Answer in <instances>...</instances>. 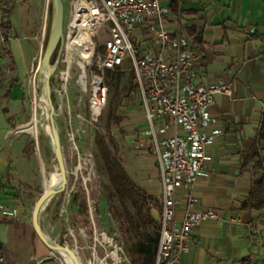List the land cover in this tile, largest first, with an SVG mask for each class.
<instances>
[{"label": "built area", "instance_id": "obj_1", "mask_svg": "<svg viewBox=\"0 0 264 264\" xmlns=\"http://www.w3.org/2000/svg\"><path fill=\"white\" fill-rule=\"evenodd\" d=\"M5 1L0 0V8ZM173 2L70 0L60 60L51 79L58 118L66 115L68 127L79 133L85 123H98L107 107L108 73H133L162 184L160 238L153 264H183L192 231L208 221L224 223L214 211H194L192 200L182 220H176L178 191L191 190L206 174V148L222 135L219 129L207 134L214 125L210 109L217 96L231 97L232 89L226 83L195 82L200 52L184 30L181 15L173 13ZM9 39L0 29V66ZM41 56L29 75L33 89ZM73 84L79 90L76 95L71 93ZM86 209L83 222L70 230L80 264H131L122 235L99 230L89 198ZM0 217L16 221L20 211L1 207ZM259 245L264 247V236ZM0 264H6L2 253Z\"/></svg>", "mask_w": 264, "mask_h": 264}, {"label": "crops", "instance_id": "obj_2", "mask_svg": "<svg viewBox=\"0 0 264 264\" xmlns=\"http://www.w3.org/2000/svg\"><path fill=\"white\" fill-rule=\"evenodd\" d=\"M31 2L42 6V13L37 12L35 25L19 40L17 47L11 45L10 32L7 47L14 69L10 68L7 58L0 66V107L6 106L8 119L20 117L24 89L28 87L32 67L42 54L50 27L51 0ZM180 10L186 33L190 36L188 31L195 30L201 41L196 46L200 57L195 63V82L204 86L226 83L232 89L231 97L217 96L210 109L214 125L207 134L212 136L219 129L222 135L215 137L206 148L209 157L206 174L191 190L178 191L176 209V220L180 222L192 200L194 211H214L224 223L208 221L195 228L182 263L200 264L204 250V257H209L207 254L211 251L221 256L212 264H228L225 263L227 256L241 261L248 257L252 264H263L264 247H260L259 239L264 236V209L255 212L249 223L240 209L253 185L264 177V171L257 168L259 161L264 162V144H258L264 111V0H180ZM17 51L20 56L16 55ZM14 151L9 147L0 149V208H18L20 218L16 221L26 224L16 201L22 192L21 185L31 186L33 174L24 157V146ZM154 181L153 185L138 186L149 196L148 191L152 192L155 195L152 198L161 202L160 175ZM5 221L0 217V223L9 224ZM245 229L249 232L247 245L241 248V234ZM1 243L4 248L6 244Z\"/></svg>", "mask_w": 264, "mask_h": 264}, {"label": "rangeland", "instance_id": "obj_3", "mask_svg": "<svg viewBox=\"0 0 264 264\" xmlns=\"http://www.w3.org/2000/svg\"><path fill=\"white\" fill-rule=\"evenodd\" d=\"M63 1L67 12L70 0ZM0 9L2 10L1 22L5 13L4 9ZM42 10V6H35L31 0L24 2L19 0L15 3L9 17L13 47H17L19 40L23 39L25 34H29V28L35 25V20L38 18L37 12L41 15ZM41 23L42 21L39 20V27ZM26 26L28 29H25ZM16 55L20 56V53L17 51ZM134 85L133 73L129 70L124 71L117 88L110 87L108 104L99 122L93 126L85 123L83 130L79 133L72 132L68 127L66 115L58 118L68 185L63 194L48 204L41 219L44 232L57 243L65 244L73 249L74 240L70 236V230L77 229L83 222L86 213H80L79 204L85 202L88 205V198L94 202L99 230L113 233L118 229L108 210L106 187L109 186V182L95 145L98 132L113 140V149L137 184L144 186L156 183L154 180L159 175L155 150L150 142L143 106L137 92L133 91ZM24 91L20 117L8 119V113L5 112L6 106L0 107V149L9 147L11 151H16L24 146V157L29 165L30 173L33 174L31 186L21 185L22 192L16 201L17 206L22 209L21 219L26 224L17 221H5L9 224L0 223V240L6 244L2 255L6 264H12L13 261V264H66L61 256L51 253L40 242L32 225L33 209L44 191L50 187L49 174L53 173L58 165L47 131L49 122L46 120L45 104L42 101L43 85L38 84L37 80L34 89L28 86ZM71 93L72 95L79 93L75 84L71 87ZM84 102L87 103V97H84ZM72 104L76 106L77 101H73ZM111 113L120 120H110ZM87 114L86 119H88ZM35 121L38 134L34 135L26 130L21 132L24 128L33 127ZM58 172H60L59 168ZM148 192L151 197L155 196L152 192ZM75 196L78 197L77 202L73 201ZM65 210L67 214L63 212ZM155 217H157L156 213ZM9 228H11L10 232ZM248 233L246 229L242 231L241 248L247 245ZM204 253L206 252L203 250L200 264H212L221 257L214 251L208 252L209 257H204ZM235 260L237 259L232 260V257L227 256L225 263L229 264L233 261L231 264H252Z\"/></svg>", "mask_w": 264, "mask_h": 264}, {"label": "trees", "instance_id": "obj_4", "mask_svg": "<svg viewBox=\"0 0 264 264\" xmlns=\"http://www.w3.org/2000/svg\"><path fill=\"white\" fill-rule=\"evenodd\" d=\"M17 0H7L3 3L5 16L0 22L1 32L9 37L11 28L7 22L10 12L15 6ZM172 10L174 14L183 15L180 10V0H174ZM196 46L201 44V41L196 37L195 30L188 31ZM48 35L44 43L46 47ZM5 57L9 62L10 68L14 69L13 58L8 47L4 51ZM58 51L55 53L52 64L55 63ZM123 72H109L107 83L110 87L118 86ZM133 91L137 92L136 85L133 86ZM55 103V99L52 96ZM110 120L119 121L113 113L110 115ZM258 144H264V111L261 118L260 128L258 132ZM95 145L99 153V158L102 161L105 176L109 182L106 187V196L108 202V210L113 216V220L118 226V231L123 238L126 253L131 264H153L156 252L158 249L160 238V218L155 217L161 214L162 205L157 199L149 196L142 190L138 184L131 178L124 168L116 151L113 149L114 142L110 137L98 132L95 137ZM257 168L264 171V162L259 161ZM74 202L78 201L75 196ZM264 209V177L254 184L252 190L247 197V200L242 205L240 211L244 215V220L248 223L251 221L255 212H261ZM81 214L86 213V203L79 204ZM3 252V244L0 241V253ZM242 262H250V258L243 259Z\"/></svg>", "mask_w": 264, "mask_h": 264}, {"label": "water", "instance_id": "obj_5", "mask_svg": "<svg viewBox=\"0 0 264 264\" xmlns=\"http://www.w3.org/2000/svg\"><path fill=\"white\" fill-rule=\"evenodd\" d=\"M65 4L63 0H51V17L48 32V40L45 49L43 48L41 61L38 72V84L43 85V94L45 100V115L49 122L50 132L48 133L51 142L53 154L60 171V182L57 185L49 187L44 191L38 202L36 203L32 214V225L34 232L40 242L53 254L63 258L66 256L71 264H80L75 252L65 244L57 243L52 240L43 230L41 219L42 213L48 204L59 195L66 191L68 185L67 169L64 157L63 146L61 142L59 120L56 112L55 104L52 98L51 79L55 74L60 55L62 51L64 26H65ZM58 51L54 64L52 59Z\"/></svg>", "mask_w": 264, "mask_h": 264}, {"label": "bare ground", "instance_id": "obj_6", "mask_svg": "<svg viewBox=\"0 0 264 264\" xmlns=\"http://www.w3.org/2000/svg\"><path fill=\"white\" fill-rule=\"evenodd\" d=\"M44 100H45L44 94L42 93V101H44ZM25 130L27 132L33 133L34 135L35 134H38V129H37L36 121L34 122L33 127H31V128H24L22 131L21 130L20 131L21 132H24ZM47 131H48V133L50 132V128L49 127L47 128ZM60 179H61V176H60V172H58V166H57V167H55V171L53 173L49 174V186L52 187L54 185H57L60 182ZM63 259H64V261H65L66 264H71V261L66 256H63Z\"/></svg>", "mask_w": 264, "mask_h": 264}]
</instances>
